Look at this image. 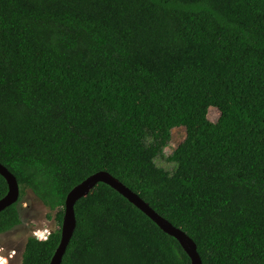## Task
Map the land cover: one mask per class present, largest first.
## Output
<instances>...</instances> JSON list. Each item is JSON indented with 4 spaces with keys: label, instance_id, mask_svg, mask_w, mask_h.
<instances>
[{
    "label": "trees",
    "instance_id": "16d2710c",
    "mask_svg": "<svg viewBox=\"0 0 264 264\" xmlns=\"http://www.w3.org/2000/svg\"><path fill=\"white\" fill-rule=\"evenodd\" d=\"M180 126L169 171L156 159ZM0 163L20 186L0 234L26 189L58 224L27 237L20 264L50 263L67 194L98 171L186 232L202 264H264V0H0ZM74 208L61 264H191L105 183Z\"/></svg>",
    "mask_w": 264,
    "mask_h": 264
},
{
    "label": "water",
    "instance_id": "95a60500",
    "mask_svg": "<svg viewBox=\"0 0 264 264\" xmlns=\"http://www.w3.org/2000/svg\"><path fill=\"white\" fill-rule=\"evenodd\" d=\"M0 174L5 178L8 191L0 199V212L12 204L16 203L20 197V186L17 178L0 163ZM99 182L105 183L123 195L128 201L144 212L153 222H155L165 233L174 237L182 246L191 260V264H202L201 257L197 250V245L186 232L175 227L167 219L159 215L152 207L145 202L138 194L125 186L120 180L106 171H98L69 191L65 199V210L61 225V239L51 258L49 264H61L67 246L76 228L75 204L85 196Z\"/></svg>",
    "mask_w": 264,
    "mask_h": 264
},
{
    "label": "rangeland",
    "instance_id": "374dc122",
    "mask_svg": "<svg viewBox=\"0 0 264 264\" xmlns=\"http://www.w3.org/2000/svg\"><path fill=\"white\" fill-rule=\"evenodd\" d=\"M218 115V111L215 108L209 110L208 117L211 120H217ZM185 136V127L180 126L172 129L171 139L164 148V156L156 159L157 165L169 171L173 170L174 163L168 160L167 157L184 140ZM19 210L21 223L4 234L0 242L6 247L5 251L8 248L11 249V251H8L9 253H12V250L18 249L17 255L13 256V264L21 263L28 236L34 235L35 232H51L58 227L55 220V211L49 210L30 189H26L22 200L19 202Z\"/></svg>",
    "mask_w": 264,
    "mask_h": 264
},
{
    "label": "flooded vegetation",
    "instance_id": "af4514ba",
    "mask_svg": "<svg viewBox=\"0 0 264 264\" xmlns=\"http://www.w3.org/2000/svg\"><path fill=\"white\" fill-rule=\"evenodd\" d=\"M9 232V231H8ZM8 232H5L3 234H0V242L2 240V236ZM5 246L0 243V264H13L14 259L13 256H16L18 253V249L12 250V253H9L8 251H11V249L8 248V250L5 251Z\"/></svg>",
    "mask_w": 264,
    "mask_h": 264
},
{
    "label": "built area",
    "instance_id": "2783aa9c",
    "mask_svg": "<svg viewBox=\"0 0 264 264\" xmlns=\"http://www.w3.org/2000/svg\"><path fill=\"white\" fill-rule=\"evenodd\" d=\"M50 232L48 231H42V232H35L34 236H36L38 239L45 240L49 236Z\"/></svg>",
    "mask_w": 264,
    "mask_h": 264
}]
</instances>
